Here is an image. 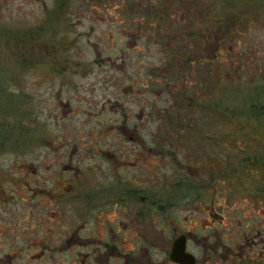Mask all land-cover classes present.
I'll return each instance as SVG.
<instances>
[{
    "label": "rangeland",
    "instance_id": "1",
    "mask_svg": "<svg viewBox=\"0 0 264 264\" xmlns=\"http://www.w3.org/2000/svg\"><path fill=\"white\" fill-rule=\"evenodd\" d=\"M140 147L123 175L91 154ZM87 169L145 190L154 239L161 206L167 234L204 237L209 203L225 218L204 245L264 239V0H0L2 199L43 203L26 188Z\"/></svg>",
    "mask_w": 264,
    "mask_h": 264
},
{
    "label": "flooded vegetation",
    "instance_id": "2",
    "mask_svg": "<svg viewBox=\"0 0 264 264\" xmlns=\"http://www.w3.org/2000/svg\"><path fill=\"white\" fill-rule=\"evenodd\" d=\"M113 9L121 10L120 6ZM142 21L146 22L143 16L136 25ZM138 30L141 31L140 27ZM123 90L134 91L131 86ZM121 127L118 126L114 134L119 140L132 134L128 130L120 132ZM109 130L107 135H112L113 128ZM112 149L102 152L94 149L91 154L107 156L120 175L127 168L138 169L143 161L141 147L138 149L141 158L129 152L133 162L124 161V157ZM76 178L74 188L66 185H56L53 187L56 190L51 191L26 188L30 196L48 199L43 203L18 206L14 204V195L10 201H4L2 198L8 196L1 191L0 264H262L264 239L260 231L242 233L239 230L236 242L227 245L222 243L226 238L222 234L214 240L215 244H203L209 237L205 235L206 230L214 233L225 218L215 211L216 205H206L208 220L200 227L203 229L200 236L204 237L193 236L185 226L181 231L173 222H170L172 233L167 234L165 217L161 214L165 208L159 207L156 217L161 222L156 223L160 234L154 239L149 224L148 197L143 188L139 189L143 192L131 194L128 182L121 177L104 183L89 169L84 179L77 173ZM118 188L121 190L116 194ZM80 190H86L84 195L78 193ZM80 194L84 198L90 195L84 199ZM217 207L224 209L222 205ZM195 248L198 253L193 251Z\"/></svg>",
    "mask_w": 264,
    "mask_h": 264
}]
</instances>
